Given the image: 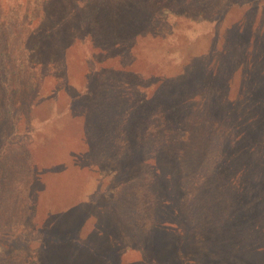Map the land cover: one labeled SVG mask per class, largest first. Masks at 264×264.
I'll use <instances>...</instances> for the list:
<instances>
[{
  "label": "rangeland",
  "instance_id": "374dc122",
  "mask_svg": "<svg viewBox=\"0 0 264 264\" xmlns=\"http://www.w3.org/2000/svg\"><path fill=\"white\" fill-rule=\"evenodd\" d=\"M88 3L90 8L86 15L89 22L85 28L77 22L76 11L65 0H59L56 7L48 6V14L51 9H57L58 16H65V29L68 31L66 40L58 38V30L56 31L46 12H41L37 6L33 8L30 17L34 27L38 29V25L44 24L46 30L50 29L52 32L54 29L55 33L49 38L40 34L30 37L29 42L35 45V52L29 55L27 62L31 65L43 60L46 38L53 43L66 42L74 46V55L71 52L70 56L73 55L76 61L85 59L82 63L84 70L97 68L103 72L101 69H106L105 59L112 56V67L113 63L134 64L138 60L142 62L141 70L145 72L150 69L148 75L151 73L159 77L144 73L145 78L135 84L137 94L134 95L131 106L126 105L123 99H103L102 101H106L105 107L93 111L106 124L92 118L93 124L88 135L82 131L73 134L75 129L70 133L69 139L73 143L82 138L89 145L87 157L82 155L81 158L87 164L86 168H76L75 172V178L79 177L81 181L75 183L70 180L68 184H62L67 177L66 171L63 174L59 171L58 176L54 172L51 154L54 146H59L56 144L58 136L52 132L55 127L54 115L58 111L54 99L58 94L63 99L61 115L71 110L67 97L74 99L76 94L86 96L87 107L93 108L97 101L91 97L93 86L87 83L83 89L77 90L76 87L58 83V89L54 90L51 79L59 82L64 71L60 66L59 56L53 54L48 56V60L52 62V72L44 83L45 89L36 81L41 70L35 73L24 69L25 78L19 80L11 93L0 86L3 91L0 101V264H99L98 261L102 258V262L106 264H146V255L159 257V262L155 264L169 263L168 261L176 258L191 261L181 264H238L230 262L234 260L232 248L236 242L238 227L240 226V232L249 233L250 238L251 232H261L260 226H252L253 217L256 215L257 218L264 219V165L259 167V158L264 156V150L246 152L239 147L229 149L224 140L211 143L205 140L206 136L203 134L206 132L208 136L214 137L216 135L211 133L221 135L219 128L215 126L216 121L220 125L226 124V129L235 119L237 124V117L231 106L234 101L231 96L236 95L238 101L233 104L234 107L238 104L236 139L239 140L244 134V124L241 123L243 114L252 120L253 128L257 122L258 128L264 133V122H259L264 121V76L253 78L255 84L245 86L247 92L240 89L242 67L253 70L251 64L259 58L258 54L262 50L258 49V43L264 41V0H88ZM42 18L43 21L40 20ZM28 28L25 27L17 39L20 51L16 50L14 54L15 64L26 54L21 49L30 30ZM98 40L100 46L104 45L102 49L97 45ZM29 45L30 43L24 44V47ZM194 48L199 53L196 58L209 60L206 73L196 83V87L201 89L214 86L218 95L215 106L207 97L210 89L196 92L192 91L196 87L188 89L186 101L180 96L187 91L186 87V90H181L166 82L169 73L185 69L184 56L187 51H194ZM3 55L0 54V65L5 66ZM230 60L236 64L231 76L227 68ZM211 61L215 63L210 65ZM257 65H261L259 60ZM82 68L80 66L79 72ZM15 76L14 70L0 73V79L4 83L14 80ZM79 80L82 78L74 79L76 85H79ZM99 81H103V78ZM38 96L41 100H37ZM123 107L131 108L127 118L131 123L132 143H129L124 152L116 146L114 140L121 126L126 124L120 114ZM255 109L260 110V116ZM186 113H194V118L200 117L203 120H187ZM74 115L69 123L70 129L76 127L77 121L81 119L79 116L76 120L77 112ZM88 115L89 110L86 111V116ZM207 122H210V127ZM164 124L165 128L172 130L170 144L160 141L164 136ZM187 127H194L193 133L192 130L190 133L205 143L204 148L195 150L192 142L189 146L186 145L182 135ZM199 128L203 130L198 131ZM108 140L114 148L108 144ZM157 142L162 146L159 151L155 150ZM259 147L264 148L263 145ZM215 149L223 154L218 166L214 164L215 158L211 155V151ZM61 154V163L63 160L67 163L70 155ZM242 155H245L243 160ZM149 166L161 169L160 185L156 186L157 190H161V201L169 200L168 203L175 206L177 212L181 211L176 220L178 228L162 232V237L158 238L166 240L163 239L161 244L156 241L155 248L151 245L155 235L146 233L142 223L137 220L142 214H133L135 196L130 195V191L143 182L142 172ZM201 170L213 174L218 171V186L221 190H218L217 180L212 177L203 182L204 196L198 198L201 205L200 218L206 217L207 213L214 214V211L215 218L219 214V204L224 207L233 204L232 209L235 210L232 215H236L235 219L238 221L236 225L227 226L229 230H221L217 237L205 230V219L201 225H193L199 212L195 205L189 206L193 199L178 196L183 180L181 177H185L186 171H190L196 178ZM173 173L174 178L171 180L169 175ZM187 179L191 181L190 173ZM197 180L198 178L195 179ZM174 187L176 190L172 195ZM245 188L249 191L252 189V194L246 193L244 198L241 191ZM95 190L98 191L96 195ZM91 191L92 198H87ZM126 193L129 197H126ZM68 194L71 196L69 199ZM169 195L172 199H168ZM80 215L82 217L76 226L66 224L60 227L57 226L59 221L53 224L57 218L65 224L68 216L73 219ZM189 223L195 227L194 232L185 231L183 235L180 228H187ZM52 227L57 228L55 230ZM54 230L59 234L54 242L65 241L79 231L81 239L87 240L86 247L95 252L94 256L99 258L98 261L95 257L96 262H86L81 254L83 251L77 253L70 248L64 251L67 253L56 252L57 256L49 260L55 249L47 251L45 246H48L47 242L53 241ZM227 232L229 235L224 240L225 248H214L215 241L222 239ZM112 233L115 234L112 238H105ZM89 241L96 245H91ZM79 245L81 249L82 245ZM100 246L102 250L99 249Z\"/></svg>",
  "mask_w": 264,
  "mask_h": 264
},
{
  "label": "trees",
  "instance_id": "16d2710c",
  "mask_svg": "<svg viewBox=\"0 0 264 264\" xmlns=\"http://www.w3.org/2000/svg\"><path fill=\"white\" fill-rule=\"evenodd\" d=\"M65 1L67 2V5L68 3L71 4L70 5L71 8L74 9V11H76L77 22H80V24L82 25V28H85L87 23L89 22V18L86 15L89 12V8H90L88 0H65ZM58 3H59V0H0V54L1 55L4 54L3 59L5 63V66L3 64L0 65V70L3 69V71H0V73H3L4 71L14 70L16 74L15 79L11 80L10 82L5 81L4 83L3 79H0V86L2 88H7V91L11 93L13 92V90L16 89L19 80L22 78H25L23 77L24 69L27 70L26 72L34 71L35 73L41 70V73L39 74V77L36 79V81L38 80L37 83L40 86H42L43 89H45L46 84L44 83L46 79L48 78V76L51 75L50 72H52V62L48 60L49 54L59 56L60 66L62 70L64 71L62 74L61 80L59 82L56 79L55 80L51 79L50 83L54 84L53 85L55 86L54 90L58 89V87H56L58 83L63 84V86L67 84L68 87L72 86V88L76 87L77 90L83 89L84 86L87 85V83L88 85L93 86V92H92L91 97L97 99V101L93 105V108L87 107L88 100L85 101V98H84L86 96L83 97V96H80V94H76V96H74V99H70L67 97V101H68L67 104L71 107L70 108L71 110L67 111L65 115H61L63 113L61 112L63 99L62 97H59V94L54 99L55 103H57L56 106L58 108V111H57V114L54 115L55 124L53 125L56 127V129L55 127H53L52 132H55V134H57L58 137L56 138H58V140L56 141V144H59V146L58 147L54 146L51 154L53 155V162H54L53 165L55 167L54 172H57V176H58L59 171L62 172V174L66 171L67 177L64 181L62 180L63 181L62 184L63 183L68 184L70 180H73L75 183H77L78 181H81L79 177L75 178V172H76V168L80 170H83L84 168H86L87 164L81 158L83 157L82 155H85L87 157L88 155L87 146L89 145L88 142L82 138H81L82 140L80 139V141L78 140L77 142L73 143V141L69 139L70 133H72V131L75 129V132L73 134H78L82 131L83 134L88 135L90 132V127L93 124L92 118L95 120H98V122L102 121V119H100L95 114L96 112L93 111V109H100L102 107H105L106 101H102L103 99L107 101H111V100L118 101V100L123 99L126 105L131 106V104H133L134 102V95L137 94L135 84L138 83L140 79L145 78L144 73L145 74L147 73V76L154 75V77L156 78H158L159 75L151 74V73L150 75H148L149 71L151 70L147 69L148 71L146 70L145 72L141 70L142 66L140 64H142V62H138V60H135L134 64L133 63H129V64L113 63V67H112L111 66V63L113 61L112 56H110V58L107 57L105 59L106 63L104 62V65L106 69L100 68L103 72L98 71L97 68L95 70L92 69L91 71L84 70L85 66H83L82 63L85 62V59H79V61H76V58H73L74 46L66 42L59 43L55 41V43H53V41L46 40L47 37L49 38L53 36V34L55 33V30L52 29V32L50 29L46 30V27L44 24L38 25V29H36V27H34V23L31 22L33 20H31L30 12L33 8L37 6L41 12L42 10L43 12H46V15H48L49 18L51 19L52 24L55 25L56 31L58 30L56 34L58 38L60 39L61 37H63L66 40L68 31L67 29H65V26H67V23L64 19L65 16L64 17L58 16L57 14L59 12L57 9H54V10L51 9L49 14L47 13L48 6L52 5V8H53V7L58 6L57 5ZM40 20L43 21V18ZM25 27L27 28L31 27V28H28L30 30L28 32L27 37L22 43L23 47L21 50L25 51L26 54L22 56L19 63L15 64L16 60L14 61V54L16 50L20 51L19 44H17V39L23 33V30ZM35 34L36 35L40 34L41 36L43 35L44 37H46L45 43L43 46V53H45V55L43 57V60L34 62L30 65L27 61L29 60V55L35 52V45H32L31 42H29V39L32 35H35ZM26 42L30 43L29 47H24V44H27ZM258 44H259L258 49L260 50L262 49V50L258 54L259 58H257L254 62L256 64L254 63L251 64L254 67L253 70L249 71L248 68L244 69L242 67V70L240 72V75L242 78L240 79L241 80L240 85L242 86L240 89H242V92H247L245 86L246 87L252 86V83L255 84V82L252 81L253 78H259L260 76H264V55L262 54L264 53V49H263L264 41H261ZM97 45L99 46L100 49L104 47L103 44L100 46L99 40H98ZM187 46L189 47L190 45H187ZM254 50H256L255 47H254ZM165 51H167V49L164 50L163 52ZM71 52L73 54L72 56H70ZM26 55H27V58H26ZM197 55H199V53L198 51L195 52V48H194V51L192 52L187 51L186 55L184 56L185 57L184 59L185 69L182 72L177 71L174 73H169L168 77L166 78L167 83H169L170 85H174L175 87H178V89L186 90L184 87L187 88V91H185L183 94L180 95L186 101L188 100L187 98L188 89H191L197 86L196 83L202 80V77L206 73L205 70L207 67V63L209 64V60L207 61V58H196ZM252 57L254 60V56ZM215 60H217V57ZM258 60H259V63L261 64L260 66L257 65ZM211 62H210V65L215 63V62H212V63ZM228 63L229 64L227 68L230 71L229 75L231 76L234 73L236 64L232 62V60H230V62ZM80 66L81 68L83 67L81 72H79L81 70ZM139 70H141V72ZM153 70L155 72V68ZM74 77L77 79L82 78V80H79V85L75 84L76 81H74L75 79ZM101 77L103 78V81H99ZM209 89L210 91L207 94V97L213 101L212 105L215 106L217 105V102H218L217 101L218 95H217V91L214 90L216 89L214 86L209 85L208 87H201V89L199 87H196L195 89H192V91L194 92H196L197 90L205 91ZM2 96H3V91L2 89H0V101L2 99L1 98ZM11 96L12 95H10V97ZM201 98H202V94L199 95V100H201ZM231 98L234 99L231 106L234 108L235 116L237 117V124H235V120H236L235 119L232 121L228 129H226V124H222L223 125L222 126L219 124L218 121H216L217 123L215 124V126L216 128H219L221 135L218 133L212 134L210 132L211 135L215 134L216 137L208 136L209 134L208 133L206 134V132H204L203 135L206 136L205 140L210 141L211 143H215V141L217 140H221V141L224 140L225 143L228 144V148L233 149V150L238 147L241 148L242 151H246V152H251L252 150L256 152L255 151L256 149L264 150V148L262 147L258 148V146L260 145H263L264 147V133H262V130L258 128L257 122L255 124V127L253 128L252 123H251L252 120L247 118L244 114H243V118L241 119V123L244 124V127H243L244 134L242 135V138H240L239 140L236 139V135H238V104L235 107L233 106V104L235 103L236 100L238 101V95L231 96ZM37 100H41L39 96ZM201 105L206 107V105H203V104ZM90 109H92L91 114H90ZM88 110H89V115L86 116V111ZM122 110L123 111H121L120 114L122 115L123 122L126 124L124 126H121L122 128L120 129V131L118 130L119 133L114 137V140L117 143L116 146H118L124 152L125 149L129 147V143L132 145L131 136H130L131 128L129 126L131 123H129V120L127 118L130 116L129 111L131 110V108L123 107ZM255 110L258 112L260 116V110L259 109H255ZM76 112H77L76 120L79 119V116H81V119L77 121L76 127L70 129L69 123H71V119L75 116L74 114ZM185 118L190 121L203 120L200 117L194 118V113H186ZM63 120H66V122H64ZM259 122H264V121H259ZM58 123H60L61 125H57ZM102 123L106 124L105 121H102ZM207 125L208 127H210V122H207ZM163 126H164V136H163V139H161L160 141L161 143H163L164 141V143L170 144L172 141L171 140L172 130L170 128H165L166 127L165 124ZM81 128L82 130H80ZM191 130L193 133L194 127L192 128L187 127L186 132L182 135L183 138H185L186 145L189 146L190 143L192 142L195 150L199 148L200 149L204 148L205 143L197 140L190 133ZM200 130H203V129L199 128L198 131ZM246 138L251 139V140H247ZM159 142L155 144V148H156L155 150H158V151L159 149L162 148V146L159 145ZM108 144L113 147V144L109 143V140H108ZM56 150H60V152L58 153ZM61 152L67 153L68 155H70L67 158V163L64 160L61 163V160H62ZM211 152H212L211 154L212 158L213 159L215 158L214 164L218 166L220 164V160L223 154L220 153V151L216 149ZM213 155H215V157ZM244 156L245 155L241 156V160L244 159ZM262 165H264V156H261L259 158V167L262 168L263 167ZM159 171H161V169H157L154 166H149L148 168H146L142 172L143 182H141L136 189L133 188V190L130 191L131 197L135 196L133 199V202H134L133 203L134 204L133 214L134 213L142 214V216L138 217L137 220L140 223H142L144 231L146 233L155 235L153 236V240L151 243L152 248H155L156 245L154 244L156 243V241H159L161 244V242H163V239H165V238H158V237H162V232H167L169 230L178 228L176 220H178L177 217L181 212V211L177 212L175 206L172 207L168 203L169 200L163 201V202L161 201L162 199V196L160 194L161 190L156 189V186L158 184L160 185ZM188 173H190V176L192 178L190 182L187 179ZM173 176H174V173L169 175V178L172 180V178H174ZM218 176H219L218 171L215 174H213L212 172L201 170L196 177L198 178V180L195 181L196 178L193 177L192 173L190 171H186L185 177L184 178L181 177L183 179L180 185L181 192L178 194V196L182 197L183 199L185 197L186 199H190V200L193 199L189 202V206L195 205L197 207V211H199L197 215L198 217L193 220L194 221L193 225L194 226L201 225V223H203L205 219V222L207 225L205 227V230L212 233L215 237H217L219 233L222 232L221 230H224V229L229 230L227 226L236 225V223L238 222L235 219L236 215L235 217H233L232 215L233 211L235 210V209H232L233 204L232 205L230 204V206H226V207H224L222 204L221 205L219 204L217 208L219 210V212L217 213L219 214L215 218H213V216H215V213H216L215 211H214V214L209 215L207 213L206 217L200 218L201 205L198 203L199 201L198 198H200L201 196H204L203 182L207 181L209 177L210 178L212 177L217 180L218 190H221V188L218 186L219 185V180L217 179ZM88 183H90V181ZM172 190H173L172 191V195H173L176 190V187H174V189ZM245 190H248V191L245 192ZM68 193H71V192H68ZM92 193L93 191H91L87 195V198H92L93 196ZM97 193L98 191L95 190L94 194L96 195ZM134 193L135 195H133ZM241 193H242V196L244 197L246 193L252 194V189L251 191H249V189L245 188L241 191ZM70 197L68 194L67 199H69ZM126 197H129L128 193H126ZM168 199H172V197L169 195ZM169 211H171V213H169ZM64 215H66V213H64ZM68 217L69 218H67L66 220L67 223L65 222V224H63L61 220H58L57 217H56L57 219L54 221L53 224H55L56 222L58 223L59 221V224L57 226H60V227L66 224L67 226L69 225L76 226L79 223L82 216L80 215L79 218L77 217L73 219L70 216ZM253 218H254V221H253L252 226H255V225L260 226L261 232L260 233L251 232L250 234H252V236H250L249 238L248 236L249 233L244 234L245 231L240 232V226H239L238 233L235 236L236 242L233 244V248H232V251L234 252L232 253L233 255L232 258L234 260L230 262H238V264H247V263L248 264H262V259L264 260V244H263L264 243V219L257 218L256 215ZM51 220H54V219H51ZM71 221H74V222L69 224ZM225 224H228V225H225ZM193 225L189 223L187 228L184 229L183 227H181L180 231H182L183 235L185 231L186 233L194 232L195 227ZM52 228L56 230L57 227H52ZM55 230H54V235L52 239L53 241L47 242L46 245L48 246L47 247L45 246V250L47 251L51 249H55V251H53V255H50L49 260H52L51 258H54L55 256H57L58 253L56 252L67 253V251L66 252L64 251L70 248L71 251H76L77 253L83 251L81 254L84 260H86V262L89 261V262L94 263L96 262V259L98 261L99 258L94 256L95 252H93L92 249H90L89 247H86L87 240L83 238L81 239L78 233L79 231H77L75 235L66 239L65 241L54 242L55 239L59 236V234H57ZM114 235H115L114 233L107 234L105 238L110 239ZM228 235H229V232H227V234H224L223 235L224 237L222 239H217L215 243L213 244V247L214 248H217V247L225 248L226 241L224 240H225V237L226 238L228 237ZM237 235H238V238H237ZM243 237H246V238H243ZM89 243L91 245H96V243L92 241H89ZM79 244L82 245L81 249H79L80 247ZM49 247L51 248L49 249ZM99 249L102 250V247L100 246ZM152 250L156 251L155 249H152ZM87 255H90V257H88ZM146 256H147L145 257L146 264H155L156 262H159L158 261L159 257H155L153 255H149V256L146 255ZM102 261H103V258L100 259L98 263L106 264V263H103ZM168 262L169 263H165V264H181L182 262L190 263L191 261H188V259L186 258L185 259L176 258V259H171V261H168Z\"/></svg>",
  "mask_w": 264,
  "mask_h": 264
}]
</instances>
